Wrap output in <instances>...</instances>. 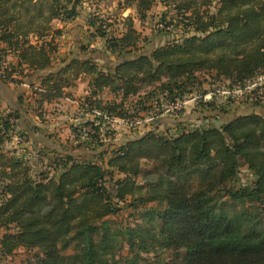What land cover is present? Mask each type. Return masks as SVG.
Masks as SVG:
<instances>
[{"label": "trees", "instance_id": "16d2710c", "mask_svg": "<svg viewBox=\"0 0 264 264\" xmlns=\"http://www.w3.org/2000/svg\"><path fill=\"white\" fill-rule=\"evenodd\" d=\"M84 1L0 0V81L28 82L41 121L44 105L88 80L79 104L87 120L69 127L82 154L53 150L43 170L16 155L19 147L3 149L19 135L31 143L36 131L19 129L17 111H0V256L24 249L36 253L26 264H112L114 249L124 245L133 263L145 256L152 264H264V114L175 135L150 129L119 143L110 129L114 120L133 126L183 102L201 86L199 73L228 80L230 88L264 75V0H158L166 9L158 26L182 36L148 54L132 16L92 14L91 37L118 61L74 57L54 67L62 29L53 22L75 20ZM156 1H119L115 15L134 9L142 24ZM110 18L119 32L109 30ZM201 103L218 113L213 118L225 114L226 104L212 97ZM241 168L254 180L235 188ZM125 204L140 209L139 222L112 229L107 218Z\"/></svg>", "mask_w": 264, "mask_h": 264}, {"label": "rangeland", "instance_id": "374dc122", "mask_svg": "<svg viewBox=\"0 0 264 264\" xmlns=\"http://www.w3.org/2000/svg\"><path fill=\"white\" fill-rule=\"evenodd\" d=\"M91 1V0H89ZM93 1V9L94 13L97 15H104V19L106 17H113L116 19L115 15L117 13L116 8L117 5L113 6V2L115 0H92ZM152 7L151 11L148 13L147 19L140 24L138 21L135 23L137 31L140 33L141 40L142 38H146V41L140 42V49L144 53H149L152 48L160 46L165 44L167 41H170L172 39H178L182 36V32L179 28H176L174 26L169 27L168 29H161L158 27V22L161 20V16L166 12V9L158 2ZM110 7V10L108 11L107 8ZM92 9V7H91ZM168 16L173 20V12H168ZM127 13H125L126 15ZM113 18H110L107 20V23H110V31H113V33H117L120 31V24L117 21H114ZM170 19V20H171ZM169 21L168 18H166V22ZM172 22V21H171ZM94 51L95 49H87ZM105 50L103 46L101 45V50ZM108 53V52H107ZM108 56H111L108 59L110 62L114 63L118 61V58L114 55L108 53ZM54 67L58 66V63H53ZM198 80L201 83V86H198L193 91V94H190L186 97V99L183 101L181 106H173L169 105L164 108V112L162 114L154 115L155 113H158V110H155L154 112H151L150 115L143 116L144 119H140L138 122H136L133 126L126 125L124 122L118 120L114 121L111 124L110 129L114 132V141L115 143L122 142L126 140L127 138L136 137L140 135L143 131L147 129H154L156 126V129L160 133H167L168 135H175L179 128L184 129H193L194 127H202V126H217L221 123V121H226L234 116H238L241 114L250 113L253 111H257L258 113L264 114V104L260 105L259 107L253 106V102L249 101V95L243 94L242 96H237L234 98H227V95L223 92L227 91L231 84L228 80H225L223 78L216 79L209 73H199L197 74ZM204 92L210 93L211 97L222 102V104H226V111L225 114L218 115L219 118H213L212 115L216 116L218 113L215 111L209 110L207 108L202 107L201 98ZM103 99H111V96L107 93L103 94ZM173 106V107H172ZM60 107V106H58ZM58 107H51L49 109L50 112H48L49 116L46 119V124L51 125L56 123V117L59 115V108ZM170 107H172L170 109ZM260 107H263L262 109ZM70 106L65 110V113H68L71 109ZM169 109V112L166 113L165 110ZM58 114V115H57ZM76 114V113H75ZM69 114L71 115H75ZM32 115H34L32 113ZM88 117V116H87ZM221 120V121H220ZM62 121V120H60ZM64 123L60 124V126L57 127V130L53 133H50L49 138H46L45 134L41 132H35V134L30 133V138L33 137L41 138L44 142L42 145H36V150L33 148L32 142L28 141L24 145L16 144L15 141L11 143H5L3 145V149H5L8 152H11L12 149H16L18 151V154L16 155H22L25 157L26 161L29 163L31 169L33 171H39L43 170L48 162H50L54 157L55 154L52 152L53 150H57L60 153H71L72 155H80L82 152L77 147L78 143H75L73 140V133L70 129L65 127L64 125H67L70 123H75V120L69 119V122L67 119L63 120ZM161 125L160 128L159 124ZM32 123L30 122L29 125ZM30 129L36 128L39 129L40 126H30ZM62 127V128H61ZM168 127V128H166ZM171 127V128H169ZM59 128V129H58ZM171 130V131H167ZM34 135V136H33ZM44 135V136H43ZM38 142V141H37ZM41 164V165H40ZM254 180L253 175L250 171H248L246 168H241L239 170V173L237 174L236 178L232 182V186L235 188H239L243 185H247L250 182ZM264 209V201L262 205ZM144 208H142V211ZM140 213V209L133 210L130 207L125 205H122L119 212L115 215L109 216L107 218V221H109L110 226L112 229H121L125 226H132L136 222H139L138 215ZM4 231L0 230V237L3 235ZM36 255L35 251H26L24 249H19L16 251L15 254L9 257H2L0 256V264H26V262L29 259H32ZM147 260H140L137 263H133L130 261L132 258L131 254L127 253L126 246H117L116 249H114L113 254V263L112 264H152L153 258L151 257H145Z\"/></svg>", "mask_w": 264, "mask_h": 264}, {"label": "crops", "instance_id": "0c3cea01", "mask_svg": "<svg viewBox=\"0 0 264 264\" xmlns=\"http://www.w3.org/2000/svg\"><path fill=\"white\" fill-rule=\"evenodd\" d=\"M122 0H115L113 3L117 5V3ZM93 1L85 0L81 6L78 8L79 15L77 18L71 22L61 23L60 21H54L53 27L56 29H62V36L57 40L58 43V50L57 53L54 55L53 63H58L64 59H72L74 57L79 59H91V61L98 63L99 65H103L104 62L112 63L108 59L111 56H108V53L105 50H101V45L104 48V41L100 38L91 37L92 30L87 26V19L94 13ZM92 7V9H91ZM110 10V7L107 8ZM125 13H127L125 15ZM132 16L134 20V28L137 30L135 23L137 20L135 19V11L134 9H126L125 11L120 12L117 17L119 21L121 17ZM101 18L104 15L100 16ZM87 48V49H95L94 51L86 50L84 52H80V48ZM39 75V74H38ZM35 78V77H33ZM88 80L84 77L79 78L73 87H70L65 90L66 96L60 99L58 102L53 104L44 105V113L42 116L43 121H41L37 116L36 113L32 110L33 104L32 103V93L29 89L28 82L23 83L21 85L15 84H3L0 81V111L9 112V111H17L20 115L18 126L19 129H27L31 128L30 126H40L39 129L35 128L36 132H41L45 134L46 138H49L50 133H53L57 130V127L60 124L64 123V119L75 120V123H68L64 125L69 129V127L73 124H76L79 121L87 120V116L82 114L79 110V104L83 101V99L88 95ZM60 106V107H58ZM71 109L68 113H65V110L68 107ZM51 107H58L59 108V115L56 117V123L47 125L46 119L48 118V112ZM49 108V109H48ZM32 113L34 115H32ZM75 114L69 116V114ZM62 120V121H60ZM30 122L32 123L31 125ZM161 123V121H158ZM165 124H159V127ZM157 127V126H156ZM156 127L154 129H156ZM62 128V127H61ZM168 128V127H166ZM171 128V127H169ZM59 129V128H58ZM149 129L145 130L148 131ZM167 131H171L166 129ZM141 134V133H140ZM34 136V135H33ZM44 136V135H43ZM38 141V142H37ZM41 138H37L36 136L31 139L33 148L36 150V145H42L44 142ZM12 144V142H11Z\"/></svg>", "mask_w": 264, "mask_h": 264}, {"label": "built area", "instance_id": "2783aa9c", "mask_svg": "<svg viewBox=\"0 0 264 264\" xmlns=\"http://www.w3.org/2000/svg\"><path fill=\"white\" fill-rule=\"evenodd\" d=\"M159 28H162V25L158 26ZM255 91V93H253ZM227 95V98H234L237 96H242L243 94L249 95V101L251 102H260L261 104H264V75H259L257 78L253 80L247 81L246 85L244 87H240L238 85L233 86L232 88H229L227 91L223 92ZM211 94L208 93L206 96L203 97L204 101L210 100ZM183 102L177 101L175 104H172L174 107L181 106ZM172 106V107H173ZM170 107V109L172 108ZM166 113L169 112V109L165 110ZM118 121V120H114ZM88 131V130H87ZM86 136V133H83V137ZM16 144L24 145L26 144V139L23 136H17L14 139Z\"/></svg>", "mask_w": 264, "mask_h": 264}]
</instances>
